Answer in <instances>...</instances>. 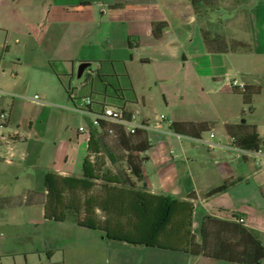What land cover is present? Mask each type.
Masks as SVG:
<instances>
[{
	"label": "crops",
	"instance_id": "1",
	"mask_svg": "<svg viewBox=\"0 0 264 264\" xmlns=\"http://www.w3.org/2000/svg\"><path fill=\"white\" fill-rule=\"evenodd\" d=\"M216 2L220 25L198 20L189 0H0V90L7 93L0 111L8 114L0 127V264L17 257L30 264V255L42 264L47 254L52 264H123L125 250L135 253L131 264H237L111 242L101 231L44 218L46 174L82 176L89 137L79 129L94 118L75 107L90 96L96 110L122 107L150 123L164 116L160 131L147 132L138 186L190 200L194 235L207 215L242 220L264 246V144L259 153L241 152L226 131L254 129L264 142V0ZM207 29L248 49L208 53ZM233 80L260 87L249 106ZM171 123L207 130L192 139L170 132ZM227 181L234 184L208 196Z\"/></svg>",
	"mask_w": 264,
	"mask_h": 264
},
{
	"label": "trees",
	"instance_id": "2",
	"mask_svg": "<svg viewBox=\"0 0 264 264\" xmlns=\"http://www.w3.org/2000/svg\"><path fill=\"white\" fill-rule=\"evenodd\" d=\"M198 20L210 24H221L223 10L216 0H189ZM163 24H156L154 29ZM203 43L208 53L225 54L248 47L227 41L220 33L202 30ZM255 86L244 89L243 104L249 106L253 94L259 92ZM86 109L101 114L105 107L121 110L125 120H130L134 111L122 107L100 104L93 108L92 97ZM82 101V100H81ZM233 126L226 131L232 145L244 152L261 150L262 140L252 129L235 133ZM169 131L175 135L198 139L207 130L202 124L171 123ZM87 156L82 165L80 178H62L46 174L44 178V218L53 222L70 221L77 226L103 232L111 242L125 243L170 251H180L191 256L206 257L237 264H257L264 260V246L256 234L243 227L242 222L230 223L211 216L203 217L197 235L192 233L193 203L190 200L149 193L143 185L142 164L147 159L143 154L150 148L147 132L136 129L127 133L122 125L98 120L97 127L88 133ZM114 138L115 145L123 152L117 157L108 147L105 138ZM123 163L115 172L106 167ZM99 184V193H94ZM234 181L211 190L208 196L225 192ZM189 199H194L190 195ZM239 239L244 240L240 243ZM47 257L50 258L49 254Z\"/></svg>",
	"mask_w": 264,
	"mask_h": 264
},
{
	"label": "built area",
	"instance_id": "3",
	"mask_svg": "<svg viewBox=\"0 0 264 264\" xmlns=\"http://www.w3.org/2000/svg\"><path fill=\"white\" fill-rule=\"evenodd\" d=\"M231 85L239 91L244 90V85L237 83L234 80L231 81ZM6 95H7V93L0 90V100ZM11 96L15 97V95H11ZM31 100L33 102H37L38 96L34 95ZM88 105H90V99L87 97V98L82 99L79 106L75 107V109L82 114L89 115V116H92L94 118V120L90 124V129H94L95 127H97V121L102 119L104 121H109L112 123L122 125L125 128V131L127 133H130V134H133L136 129H142V130H145L146 132L160 131L162 129L160 122H163L165 119L164 116H160V119H159L160 122H152V123L143 122V121H140L138 119L139 118L138 113L134 112L131 115L130 120H125L121 110L113 109L110 107H105L101 114H94V113L89 112L86 109V106H88ZM7 118H8L7 112L0 111V127H2L6 123ZM90 129L85 131V129L80 128L79 131L89 133ZM235 149H237V148H235ZM239 151H241V150H239ZM259 152L260 151H258L257 153H259ZM238 222L240 223V222H242V220H239Z\"/></svg>",
	"mask_w": 264,
	"mask_h": 264
},
{
	"label": "rangeland",
	"instance_id": "4",
	"mask_svg": "<svg viewBox=\"0 0 264 264\" xmlns=\"http://www.w3.org/2000/svg\"><path fill=\"white\" fill-rule=\"evenodd\" d=\"M217 7H218V5H217ZM213 27L210 26V28H213ZM156 114L157 115L159 114L158 111H157ZM105 141H106L108 147L111 149V151L114 153L115 156L122 157L124 155L123 152L115 145L114 138H112V137H106L105 138ZM173 143H175V142H173ZM173 143L171 142V144L168 146V150H172V154L176 151V148L173 145ZM104 159H105V162H106V167L108 169H110L111 171H113V172H115L116 170H118V169H120L121 167L124 166L123 163H117L116 165H111L106 160L105 157H104ZM97 185L98 186L95 188L94 193H99V184H97ZM262 204H264V201H262ZM23 236L24 237L21 238L23 242H25V241H27L29 239H32L30 237V235L29 236L23 235ZM26 238H28V239H26ZM0 257H1V260L3 261L4 258H2L3 256L1 254V252H0ZM135 258H136L135 257V253L134 252H131L130 253V251H127V250H125V252H122V254H118V259H122L123 260V264H131V263H133L135 261ZM21 259L22 258L17 257L16 258V263L17 264H22L23 260H21ZM41 259H42V264H46V259L43 258L42 256H41ZM37 262H38V256L30 255L28 257V263H30V264H37ZM3 264H9V260L5 259L4 262H3Z\"/></svg>",
	"mask_w": 264,
	"mask_h": 264
},
{
	"label": "water",
	"instance_id": "5",
	"mask_svg": "<svg viewBox=\"0 0 264 264\" xmlns=\"http://www.w3.org/2000/svg\"><path fill=\"white\" fill-rule=\"evenodd\" d=\"M88 66H89V65L86 64V63L80 64L79 69H78V76H79V77H82V76H83V70H84L86 67H88ZM46 264H52V263L50 262L49 258L46 259Z\"/></svg>",
	"mask_w": 264,
	"mask_h": 264
}]
</instances>
